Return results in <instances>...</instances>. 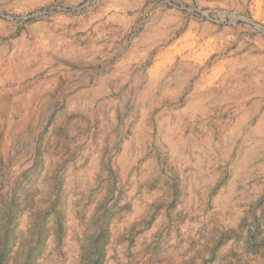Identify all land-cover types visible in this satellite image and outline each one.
I'll list each match as a JSON object with an SVG mask.
<instances>
[{
    "label": "rangeland",
    "instance_id": "1",
    "mask_svg": "<svg viewBox=\"0 0 264 264\" xmlns=\"http://www.w3.org/2000/svg\"><path fill=\"white\" fill-rule=\"evenodd\" d=\"M206 23L225 92L139 79ZM4 81L0 264H264V0H0Z\"/></svg>",
    "mask_w": 264,
    "mask_h": 264
},
{
    "label": "bare ground",
    "instance_id": "2",
    "mask_svg": "<svg viewBox=\"0 0 264 264\" xmlns=\"http://www.w3.org/2000/svg\"><path fill=\"white\" fill-rule=\"evenodd\" d=\"M208 25L210 24L206 23V25L203 26L199 37H191V41L187 43L185 47H180L176 44L170 49L161 51L157 55L153 56V64L146 73L147 78L144 76H139V79L142 82H146L147 86L149 87L156 82H160L164 85L167 83H174L176 87L182 88L184 86H190L193 81L194 96H198L201 92H203L202 95L205 98L215 97L216 92L218 89H220V87H222V91L225 92L234 74H237V72L240 71L242 67H248V64L246 62V58L244 57H233L232 53L227 54L228 48L223 42L215 40L213 42H206L204 40L205 37L209 33L213 32V28ZM173 30L174 29L172 28H168V30H166L159 37L158 42L166 41V39L172 35ZM153 50L154 49L152 48L147 51L148 58H150L149 55L153 52ZM225 56H227L228 59L222 60L219 62L218 66L213 67L211 70H207V67L210 64L223 59ZM35 59L36 58H34L32 54H27L25 56L24 53H21V57L18 59L17 64H6L5 71L15 74L17 72L19 73L20 70L24 72L26 69H28V72H25L24 74L35 76L41 72L40 67L42 66L39 65L30 69V66L35 65ZM51 67L52 64L49 66V74L55 72V69L51 70ZM45 70L47 69L42 70V72ZM17 82L18 81L11 85L5 84V81L0 83V101L3 100L8 93L11 91H16L20 87L19 83L17 84ZM242 99L245 103V97ZM225 100H227V97H222V99H219L221 102H224ZM151 104L152 103L150 102L148 105L150 106ZM242 118L243 122L245 123L246 117L243 116ZM168 125L166 124L163 130L168 132L171 130L173 132L174 130H179L180 128L177 125ZM165 131L164 133L162 132L164 138L165 135H167V132ZM177 136V142H173L172 138H166V140L167 142H173L175 146L184 144L182 142V138H180L181 135L177 134Z\"/></svg>",
    "mask_w": 264,
    "mask_h": 264
},
{
    "label": "clouds",
    "instance_id": "3",
    "mask_svg": "<svg viewBox=\"0 0 264 264\" xmlns=\"http://www.w3.org/2000/svg\"><path fill=\"white\" fill-rule=\"evenodd\" d=\"M137 239H140V238H137ZM155 240L158 241L159 245H160V248L162 251L164 252H171V250L169 249V242L167 239L165 238H161V237H154ZM151 243V241L149 242ZM172 244H175L176 243V240L175 238L172 239L171 241ZM151 254V253H149ZM172 255H175V253H171ZM165 264H178V262H173V261H167L165 262Z\"/></svg>",
    "mask_w": 264,
    "mask_h": 264
}]
</instances>
